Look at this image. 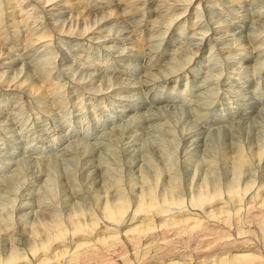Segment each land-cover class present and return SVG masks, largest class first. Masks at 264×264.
Segmentation results:
<instances>
[{"label":"clouds","instance_id":"9594fccd","mask_svg":"<svg viewBox=\"0 0 264 264\" xmlns=\"http://www.w3.org/2000/svg\"><path fill=\"white\" fill-rule=\"evenodd\" d=\"M0 264H264V0H0Z\"/></svg>","mask_w":264,"mask_h":264}]
</instances>
